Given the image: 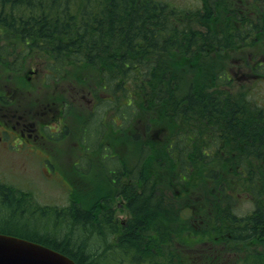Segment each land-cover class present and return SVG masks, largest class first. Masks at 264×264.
Instances as JSON below:
<instances>
[{"label":"trees","instance_id":"1","mask_svg":"<svg viewBox=\"0 0 264 264\" xmlns=\"http://www.w3.org/2000/svg\"><path fill=\"white\" fill-rule=\"evenodd\" d=\"M0 19L44 49L84 57V69L95 71L84 82L102 86L111 106L119 98L121 116L134 113L168 133L151 141L157 164L181 166L185 186L194 176L211 184L209 194L221 188L216 210L233 219L228 228L264 247V105L229 71L232 52L244 63L250 48L264 52V0L232 10L179 9L163 0H0ZM10 188L0 180V232L45 244L77 264H115L108 252L135 253L148 234L146 218L136 215L123 224L119 244L101 248L117 232L110 211L77 206L63 218L55 212L38 219ZM148 190L135 195L132 209L152 211ZM242 192L255 203L237 218L229 211Z\"/></svg>","mask_w":264,"mask_h":264},{"label":"rangeland","instance_id":"2","mask_svg":"<svg viewBox=\"0 0 264 264\" xmlns=\"http://www.w3.org/2000/svg\"><path fill=\"white\" fill-rule=\"evenodd\" d=\"M163 1L179 9L192 5L200 9L199 0ZM198 22L197 19L196 26L204 28ZM68 59L71 63L82 59L84 62V57ZM229 59V71L234 72V77L243 82L244 90L250 91L249 97L264 104V80L258 83L253 80L244 82L240 78L242 72L238 68L240 65L234 52ZM76 65L83 64L76 63ZM93 71L91 67L84 69L85 77L95 76ZM17 72L27 79L22 81V77L14 76L10 69L7 71L0 67V91L6 83L10 86L20 84V87L24 89L23 96L27 92L30 93L28 90L32 91L31 98L36 108L43 109L45 104L48 107L53 104L52 93L55 89L53 91L44 84L45 70L42 75L36 76L27 75L28 72L24 68ZM74 76L80 79L81 72L78 70ZM35 80L42 82L40 89H38L39 83H32ZM53 80L45 81L52 85ZM90 84H84V107L81 103L75 104L68 112L69 133L64 143L60 140V145H57L59 149L68 150L53 155L42 149L27 150L20 144L12 150L0 147V179L5 181L6 185L11 187L10 192L30 209L29 213L41 219L44 213L55 215V212L61 208V212L56 216L63 218L71 209L78 206L98 214L101 203L103 200L107 201L106 198L114 197L116 206L123 202L124 198L126 206H122V209L118 208L113 215L117 232L112 234L111 241L101 242V248L105 243L115 245L117 238L124 233L122 222L134 219L136 215L139 218H146L144 223L148 225L149 230L144 236L143 245L135 253H123L118 248H115L113 253L108 252L107 256L117 258L115 264H207L210 257L223 259L225 264H264V247L256 244L259 240L254 241V244L239 240L240 234L230 230L231 226L228 228V225L233 223L231 221L233 219L217 212L216 207L218 205L220 207L221 203L216 197L224 196L221 188L218 187L219 190H216L215 195L212 192L209 194L208 189L212 188L211 184L196 182L194 176L190 178L193 180H190L188 186H185L181 178L185 173L181 166L157 164L158 157L153 154L151 141L161 143L168 133H152L150 129H145L146 125L143 123L138 126L137 131L130 129V134H126V130L117 129L113 122L114 107L108 102H100L88 93L87 86L97 85L95 81ZM8 94L10 95L11 91ZM15 98L11 100L12 96L9 97L10 105L21 103L20 99L16 101ZM61 101L62 99L59 100L60 104H62ZM28 102L29 100L26 99L25 104L27 105ZM81 111H84V137L83 118L78 115ZM13 118L7 120L9 124ZM135 118L137 117L134 115L130 120L133 122ZM0 123V133H4L2 128H7L8 124ZM122 126H124V119L120 116L119 127ZM135 134L139 136L135 138ZM141 148L149 158L145 165L138 166V162L144 155ZM160 151L162 152V148ZM70 152H72L71 155ZM165 155L162 153V156ZM114 176L117 177L115 184L111 183ZM187 178L189 179L188 176ZM145 185L149 189L146 200L151 198L153 201L152 206L150 205L152 211L139 212L136 208L129 207L128 203L135 195L141 194ZM132 190L135 194H132ZM254 203L253 198L245 192L237 194V197L233 199L236 207L233 216L238 218L248 215L253 210ZM39 207L43 208L37 211ZM193 230H198V233L197 231L193 233ZM189 232L193 233V236H199L200 233L207 239L216 236V241L214 244L198 242L200 248L197 251L202 254L190 256L186 254V247L190 245L184 242L182 237ZM229 235L231 237L233 235L234 238L227 243L225 238H230ZM178 237L186 245L184 248L180 246L182 250H179L176 244ZM225 245L229 248L228 250Z\"/></svg>","mask_w":264,"mask_h":264},{"label":"flooded vegetation","instance_id":"3","mask_svg":"<svg viewBox=\"0 0 264 264\" xmlns=\"http://www.w3.org/2000/svg\"><path fill=\"white\" fill-rule=\"evenodd\" d=\"M199 3L200 8L224 5L228 9H233L246 7L248 0H199ZM25 36L22 33L10 32L8 22L0 19V67L7 71L10 69L14 76L22 77V81L27 78L17 72L21 68H24L28 72L27 75L31 74V76L42 75L45 70L44 84L53 91L55 89L52 93L53 104L50 107L45 104L43 109H38L31 98V90H28L30 93L27 92L23 96L24 89L20 87V84H11L10 86L6 83L3 90L0 91V122L7 123L8 127L2 128L4 133H0V147L12 150L20 144L24 146L22 148L27 150L42 149L54 155L60 151L68 150L66 148L59 149L57 146L60 145V140L64 143L65 137L69 133L68 112L75 104L81 103L84 107V63H82V59L81 64L83 65H73L68 59L72 58L73 52L71 50L44 49L40 41L28 40ZM78 70L81 72L80 79L74 76ZM258 75V73L254 74V76ZM46 79H54L55 81L53 80L52 85H49L45 81ZM56 80L58 81L56 82ZM32 83H39L38 89L41 88L42 82L35 80ZM9 91H11L10 95L8 94ZM10 96H12L11 100L16 97V101L20 99L21 103L10 105ZM26 99L29 100L27 105L25 104ZM60 99H62V104L59 103ZM78 115L83 118L84 137V111ZM12 117L14 118L9 124L7 120ZM50 120L54 121L49 122ZM71 154L72 152H70ZM112 171L114 172V170ZM116 182L117 177L114 176L111 183L115 184ZM133 200L134 198L129 200V207H133ZM115 202L114 197L107 198V201L103 200L102 211H110L114 215L118 208L122 209V206H126L124 198L123 202L118 203V206L115 205ZM127 221L124 220L122 224H126ZM193 231V233L196 231L198 233V230ZM193 233L189 232L186 236H182L183 241L190 245L186 247L188 249L186 254L190 256L201 255L202 253L197 250L199 249V239L202 236L200 233L199 236H193ZM222 236L224 235L222 234ZM183 241L178 237L176 244L179 250H182L180 246L183 248L186 246ZM119 242L120 240L117 238V244Z\"/></svg>","mask_w":264,"mask_h":264},{"label":"water","instance_id":"4","mask_svg":"<svg viewBox=\"0 0 264 264\" xmlns=\"http://www.w3.org/2000/svg\"><path fill=\"white\" fill-rule=\"evenodd\" d=\"M0 264H76V262L41 243L0 233Z\"/></svg>","mask_w":264,"mask_h":264}]
</instances>
